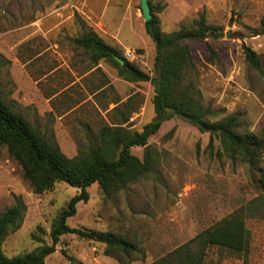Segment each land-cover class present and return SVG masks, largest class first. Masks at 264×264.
<instances>
[{
    "label": "rangeland",
    "instance_id": "obj_1",
    "mask_svg": "<svg viewBox=\"0 0 264 264\" xmlns=\"http://www.w3.org/2000/svg\"><path fill=\"white\" fill-rule=\"evenodd\" d=\"M161 29L177 30L205 12L222 26L219 40L188 41L193 75L204 104L220 116L238 114L251 130L264 127V79L245 59L243 45L255 50L264 65V0H152ZM93 31L124 57L153 76L155 44L145 29L140 0H0V91L13 109L57 143L69 157L98 142L100 128L114 125L115 107L137 96L129 127L141 131L155 117L154 87L119 76L105 60L94 63L73 39ZM217 52L210 57L208 46ZM210 134L180 118L163 122L148 140L153 171L106 197L99 184L68 219L75 228L109 231L139 246L129 263L105 254L99 242L63 235L43 264H150L181 247L198 233L229 216L259 193L260 173L233 162ZM147 146L132 147L143 159ZM79 189L65 182L35 193L21 165L0 144V214L16 203L25 206L21 227L8 235V257L51 243V225ZM249 247L236 252L211 246L205 264H264V219H248Z\"/></svg>",
    "mask_w": 264,
    "mask_h": 264
},
{
    "label": "trees",
    "instance_id": "obj_2",
    "mask_svg": "<svg viewBox=\"0 0 264 264\" xmlns=\"http://www.w3.org/2000/svg\"><path fill=\"white\" fill-rule=\"evenodd\" d=\"M149 3L153 16L145 22V29L155 44L153 76L93 31L73 39L77 47L90 54L94 63L105 60L127 81L152 83L155 117L141 131L129 127L130 117L137 108V96L130 97L121 108H114L117 119L114 125L105 124L100 128L98 142L90 144L77 156L69 157L57 143L48 140L33 123L17 113L0 91V144L7 146L10 156L21 165L23 177L30 182L34 192L49 191L60 182L79 189V193L54 219L50 231L51 243L28 253L8 257L2 251L6 237L21 227L25 206L19 202L1 213L0 264H43L56 251L61 236L67 234L104 244L105 254L115 257L120 263L131 262L139 253L136 242L109 231L71 227L68 219L77 213L80 202L89 200L88 188L94 183L99 184L106 197H111L152 172L155 159L147 145L148 140L159 131L163 122L175 117L187 121L201 132L209 133L211 151L216 139L233 162L247 163L251 171L260 173L259 193L229 216L150 264H205L207 251L213 245L236 252L248 249L250 233L247 220L264 219V127L258 131L251 130L238 114L220 116L218 110L202 101L193 77L196 62L188 41L219 40L225 36L224 28L210 24L206 13L202 12L191 22L182 23L177 30L165 32L157 16L163 6L152 3V0ZM259 28L260 32H264V17ZM208 49L211 59L217 60L215 48L209 45ZM243 52L248 64L264 79V65L259 54L246 45H243ZM135 146L149 148L143 159L131 152ZM64 255L73 264H81L66 252Z\"/></svg>",
    "mask_w": 264,
    "mask_h": 264
},
{
    "label": "water",
    "instance_id": "obj_3",
    "mask_svg": "<svg viewBox=\"0 0 264 264\" xmlns=\"http://www.w3.org/2000/svg\"><path fill=\"white\" fill-rule=\"evenodd\" d=\"M140 8H141V11L143 14L144 21L145 22L149 21L153 16L149 0H140ZM117 59H118V61H120V63H122V64L124 63V60H122L120 58H117Z\"/></svg>",
    "mask_w": 264,
    "mask_h": 264
}]
</instances>
